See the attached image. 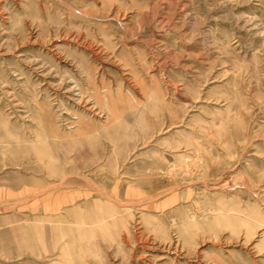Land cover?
<instances>
[{"label":"rangeland","instance_id":"obj_1","mask_svg":"<svg viewBox=\"0 0 264 264\" xmlns=\"http://www.w3.org/2000/svg\"><path fill=\"white\" fill-rule=\"evenodd\" d=\"M0 264H264V0H0Z\"/></svg>","mask_w":264,"mask_h":264}]
</instances>
